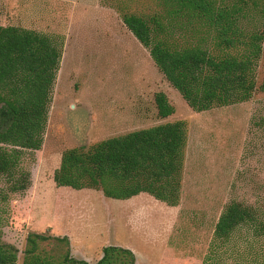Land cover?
<instances>
[{
	"label": "rangeland",
	"instance_id": "374dc122",
	"mask_svg": "<svg viewBox=\"0 0 264 264\" xmlns=\"http://www.w3.org/2000/svg\"><path fill=\"white\" fill-rule=\"evenodd\" d=\"M214 1L230 6L234 0ZM165 9L160 0H0L1 26L63 40L43 143L23 160L30 186L0 208L2 239L17 247L16 264L28 232L67 236L71 254L90 263L114 244L131 249L136 264H264V235L251 229L236 231L222 246L213 243L214 225L229 201L264 211V53L249 100L195 111L121 18L124 12L163 17ZM245 10L242 27L264 24L257 6ZM173 28L177 41L196 40L191 27ZM158 91L174 107L166 118L156 113ZM179 119L186 122L187 144L178 205L147 193L118 200L55 184L65 149ZM41 245L53 254L64 246L53 239Z\"/></svg>",
	"mask_w": 264,
	"mask_h": 264
},
{
	"label": "trees",
	"instance_id": "16d2710c",
	"mask_svg": "<svg viewBox=\"0 0 264 264\" xmlns=\"http://www.w3.org/2000/svg\"><path fill=\"white\" fill-rule=\"evenodd\" d=\"M165 19L124 12L122 21L148 49L163 77L187 104L201 112L249 100L257 89L256 67L264 53V30L242 27L251 3L264 19V0H234L230 6L214 0H160ZM175 23V24H174ZM179 29L191 27L196 40L179 42ZM63 40L34 29L0 25V208L31 183L24 167L27 151L40 149L48 120ZM264 90V83L261 85ZM157 116L174 113L166 94L154 95ZM187 127L184 120L163 122L65 149L55 169L57 186L100 190L106 198L126 200L147 193L168 206L179 204ZM247 228L264 235V211L239 200L229 201L213 229V243L224 245ZM63 243L57 254L41 245ZM17 247L2 239L0 264H16ZM21 264H136L134 252L109 244L93 263L71 254L67 236L28 232Z\"/></svg>",
	"mask_w": 264,
	"mask_h": 264
}]
</instances>
